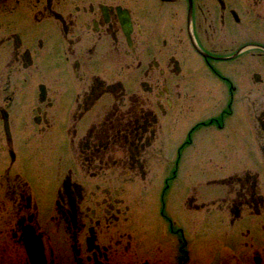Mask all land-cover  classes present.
<instances>
[{
	"label": "flooded vegetation",
	"instance_id": "1",
	"mask_svg": "<svg viewBox=\"0 0 264 264\" xmlns=\"http://www.w3.org/2000/svg\"><path fill=\"white\" fill-rule=\"evenodd\" d=\"M0 264H264V0H0Z\"/></svg>",
	"mask_w": 264,
	"mask_h": 264
}]
</instances>
